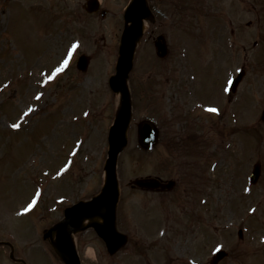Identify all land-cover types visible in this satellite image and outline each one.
<instances>
[{
  "label": "rangeland",
  "instance_id": "rangeland-1",
  "mask_svg": "<svg viewBox=\"0 0 264 264\" xmlns=\"http://www.w3.org/2000/svg\"><path fill=\"white\" fill-rule=\"evenodd\" d=\"M13 1L17 0H0V82L10 81L0 95V98L5 97L0 108V154L6 155L0 157V194L2 193L4 200V204L0 202V230L5 233V240L11 241L16 253L19 247L14 241L20 245L27 264H60L50 245L39 239L37 234L36 213L39 207L31 208L27 205L20 212L11 213L18 201L30 195L33 187L24 183L19 185L18 181L14 180V171L9 165L20 164L32 154L48 156V166L54 168L50 176L54 179L46 177V180L38 182L37 194L49 186L55 187L52 189L53 193L45 191L42 194L43 206H56L58 196L64 194H69V200L74 198L73 202L86 198L97 186L101 175L99 166L107 156V129L116 105V99L105 83L111 61H114L115 50L117 51L122 23L111 14L101 18L98 13L87 12L91 11V7L86 4L91 0H18L19 2L11 5ZM102 1L110 11H117L125 0ZM174 1L179 3L181 0ZM185 1V9L176 10L168 3L169 0L157 1L162 12L156 16L154 26L159 28L157 32L167 35L168 54L163 59L157 58L151 47L150 35L144 34L131 72L136 102L139 103L136 106L137 112H144L147 108L144 112L149 114L147 116H153L155 113L159 115L158 122L162 127L168 128L170 164L175 161V146L180 157L176 172L159 171L164 176L177 177L178 183L174 191L166 195L163 190H152L144 194L130 193L127 195V204L125 207L122 205V209L124 207L127 211L126 220L129 222L130 211L135 212L136 208L139 214L137 212L131 216L137 229L142 226L141 230L150 235L154 233V228L160 225V229L165 230L167 236L161 242L151 238V242L143 231L137 234L131 230V226H126L127 241L125 240L115 253L120 257L116 264H148L150 261L154 264H161L160 261L190 264V258L197 264H208L211 250L220 243L228 250L229 256L218 264H264V120L261 118L264 109V0H244L243 9L238 5L239 0H195V4L193 0ZM76 11H81V14L77 15ZM196 11L201 14L203 22L196 18L192 23H199V27L203 23L201 28H210L216 23L218 35L217 38L210 39V42L203 41L199 50L201 54L197 49L189 57L188 48L194 49L196 39L201 38L203 33L192 34L193 31H189V38L177 37H185L191 27L188 26V21L193 20V13ZM248 21H251L250 25H247ZM79 24L84 27V32H79ZM166 29H169L171 34ZM214 29L215 27H211V30ZM77 34L81 41L80 47L83 48L78 49L76 54H89L91 68L86 72L77 71L76 82H73L74 75L70 71H67L66 75L59 72L56 74L61 80L60 84L62 82L59 87H56L57 83L54 82L49 84V73L38 76L36 71L39 69L54 68L59 63L65 48L77 38ZM210 34L212 37L216 36L214 31ZM260 36L263 42L261 46L253 45L252 41ZM90 40L91 47L85 45V42L88 44ZM26 44L30 49L26 50ZM208 44L210 45L206 46ZM34 47L36 50L32 49ZM209 50L221 51L219 57L215 58V53L211 55ZM21 53L30 61L23 57V62L21 57H15L22 55ZM47 54L53 56V61L42 66L48 64V58L47 61L44 59ZM250 55L255 61L248 63ZM36 60L43 62L39 65ZM25 62H29V66ZM198 67L202 72V83L206 80L205 74H208L206 82L211 84L216 78V87L225 85L229 77L241 68L244 69L245 75L235 94L232 97L229 95L231 98L224 99L221 108L218 107L216 120L209 117L203 122L202 117H196L197 123L200 124L198 129L201 136L194 135V141L185 143L184 132L193 134L186 118L190 109L180 108L174 100V95L183 99L188 96L187 89L196 82L191 77L196 75ZM67 78L73 85L76 83V90H70ZM205 89L206 98L216 101L217 96L212 93L211 88ZM72 94H76V97ZM57 98L61 106L58 102L49 110L55 100L58 101ZM222 98L226 96L222 94ZM75 102L77 105L74 106ZM87 109L89 112H85ZM55 111H63L70 116L77 115L79 123L85 120L83 134L86 137H76L81 135L82 131L77 127L75 120L63 121L61 118L55 120L51 128L40 136L46 124L44 119ZM192 111L197 113L196 110ZM20 112L21 115L18 116ZM36 114L39 115L35 117ZM190 116L195 118L193 114ZM31 117H35L31 137L22 133L16 136L11 129L7 132L9 121L16 124L20 122L22 126L24 120L21 119ZM133 118L135 116L131 114V119ZM212 123H218L217 129L222 130L220 136H204L207 130L209 133L213 132ZM134 126L131 124L129 127L127 146L123 149L117 165V171L124 176L129 175L128 177L135 176L140 169L150 168L154 156L153 149L145 156L144 150L137 147L134 141ZM24 127L26 129L27 126ZM6 135L10 137V146L14 144L15 147L23 146L28 139L34 141L37 137L39 141L47 139L49 143L43 147L40 142H35L33 148L19 152L4 148ZM86 145L88 151L91 152V148L95 150L94 154L91 152L93 169L85 161L79 164H85V169L89 171L86 172L82 166L77 171V154ZM205 154H208V162H204L203 174L198 177L197 183L193 184L189 173L198 167L202 161L201 157ZM38 160L40 165L37 166V177H43V171L48 170V166L43 162V156ZM208 163L211 178L214 181L218 178V182H212L207 173L205 175ZM253 163L260 164L259 178L249 194H241L243 177ZM16 176L19 179L18 173ZM30 183H35L33 176ZM35 200L38 201L37 196ZM144 203L149 207L141 209ZM251 205H255L257 210L250 215L248 208ZM58 206L57 204L55 209L61 214L62 208ZM245 206L246 211L242 212ZM122 209L119 204L118 215L124 213ZM52 212L43 211V215L51 217ZM237 220H242L247 226V235H242V238H237L235 230L231 231L232 227H238ZM195 221L201 225L200 228L198 224H192ZM79 233L77 249L81 260L85 264H91L86 254L89 242L83 243L87 237L82 238L83 231ZM93 238L91 245L95 251H101L100 244ZM144 246L148 248H143ZM153 246L157 249L156 255L153 254L156 251ZM142 248L153 257L145 255L136 262L134 257ZM104 259L109 260L106 255ZM3 263L11 264L0 253V264Z\"/></svg>",
  "mask_w": 264,
  "mask_h": 264
},
{
  "label": "water",
  "instance_id": "water-1",
  "mask_svg": "<svg viewBox=\"0 0 264 264\" xmlns=\"http://www.w3.org/2000/svg\"><path fill=\"white\" fill-rule=\"evenodd\" d=\"M129 19H132L131 17V11L129 12L128 16ZM138 32V27L135 28L132 32H128V36L122 41L121 46H120V61H119V65L117 67V76L116 78H114L113 80H111V85L114 89H117L118 87L122 88V84H121V80H123L127 69L130 67V61H131V50H132V46H133V42L136 38V34ZM162 47L164 48V44L163 41H161L160 43H158V48L160 51H162ZM124 89V88H123ZM124 92V91H123ZM125 94V92H124ZM119 124V123H118ZM117 124V125H118ZM110 219L107 218L106 219V224L108 225V231L106 232L108 235H111L110 232ZM61 236H63V231H61ZM105 234V235H107ZM103 233V236H105ZM63 242L64 238L62 237L60 239V246H63Z\"/></svg>",
  "mask_w": 264,
  "mask_h": 264
},
{
  "label": "snow or ice",
  "instance_id": "snow-or-ice-1",
  "mask_svg": "<svg viewBox=\"0 0 264 264\" xmlns=\"http://www.w3.org/2000/svg\"><path fill=\"white\" fill-rule=\"evenodd\" d=\"M212 111H216V109H212ZM13 127H18V125H13Z\"/></svg>",
  "mask_w": 264,
  "mask_h": 264
},
{
  "label": "bare ground",
  "instance_id": "bare-ground-1",
  "mask_svg": "<svg viewBox=\"0 0 264 264\" xmlns=\"http://www.w3.org/2000/svg\"><path fill=\"white\" fill-rule=\"evenodd\" d=\"M91 254H92V251H91Z\"/></svg>",
  "mask_w": 264,
  "mask_h": 264
}]
</instances>
